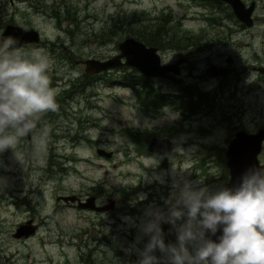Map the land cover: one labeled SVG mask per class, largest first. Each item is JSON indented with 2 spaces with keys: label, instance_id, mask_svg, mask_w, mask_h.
<instances>
[{
  "label": "rangeland",
  "instance_id": "1",
  "mask_svg": "<svg viewBox=\"0 0 264 264\" xmlns=\"http://www.w3.org/2000/svg\"><path fill=\"white\" fill-rule=\"evenodd\" d=\"M32 1L31 21L46 41V47L34 50L52 61L59 109L46 114L43 150L34 140L29 148L25 138L17 147L22 163L11 150L0 154V264H137L135 248L147 239L137 243L139 226L151 211L167 212L174 182L225 187L228 172L220 153L227 143L221 137L264 127V72L256 69L264 65V0H244L255 3L251 26L217 0ZM155 22L174 39L158 47L163 62L187 56L184 47L195 43L189 47L192 64L184 65L187 90L199 102L194 111L181 103L184 97L153 111L137 87L117 80L122 73L135 75L133 67L85 71V59L116 54L119 42L131 36L127 29ZM212 64L236 70L211 75L205 68ZM151 83L160 91L178 90L169 80ZM44 128L41 117L37 132ZM153 135L185 141L170 154L166 168L161 156L146 148ZM97 147L112 155H99ZM258 158L264 164V142ZM185 167L190 169L182 171ZM73 193L95 194L98 202L112 196L115 208L97 212L56 199ZM30 218L36 231L13 236ZM161 227L165 242H174L171 226Z\"/></svg>",
  "mask_w": 264,
  "mask_h": 264
},
{
  "label": "clouds",
  "instance_id": "2",
  "mask_svg": "<svg viewBox=\"0 0 264 264\" xmlns=\"http://www.w3.org/2000/svg\"><path fill=\"white\" fill-rule=\"evenodd\" d=\"M51 69L39 50L25 53L16 37L0 33V154L11 150L22 163L17 147L30 134L37 150L46 147L49 130L37 132L38 121L59 109ZM198 184L174 182L167 212L151 211L139 226L137 243L147 239L135 248L137 264H264V168L245 172L234 188ZM162 223L174 242H165Z\"/></svg>",
  "mask_w": 264,
  "mask_h": 264
},
{
  "label": "water",
  "instance_id": "3",
  "mask_svg": "<svg viewBox=\"0 0 264 264\" xmlns=\"http://www.w3.org/2000/svg\"><path fill=\"white\" fill-rule=\"evenodd\" d=\"M221 1H224L230 6L232 13L239 21L247 26L253 24L254 19L252 14L255 7L254 1H251L249 4H246L244 0ZM17 29L23 30L25 28L17 27ZM29 33H33V40H38L37 30L29 29L28 34ZM20 36H22V34ZM118 50L116 54L105 59H85V71L88 73H98L103 70H110L114 67L127 65L149 77H161L170 81L183 82L182 77L179 75L180 70L178 66L179 63L183 61L182 58L172 62H163L157 46L146 44L144 41L134 36H126L122 39L118 44ZM227 61L230 62L231 57L227 58ZM233 68L234 67L212 64L206 67L205 71L211 75L225 76L232 72ZM256 69L264 72V65H259ZM263 142L264 127L254 132H247L244 129L235 131L233 136L229 139L224 151L225 166L228 172V179L225 187L234 188L238 185L240 178L245 172L252 169L264 168V164L261 163L258 158ZM184 144L185 142L182 140L170 139L167 136L153 135L148 140L147 150L158 153L161 156V168H166L169 165L170 154ZM96 152L106 157L112 155L111 150H106L101 147H97ZM56 199L72 202L76 201L77 205L80 207L97 211L112 210L116 204L115 198L112 196L107 197L106 201L102 204L96 203L94 195L81 199L75 193L62 194L57 195ZM37 227L38 224L34 223L32 219H28L16 227L13 236L27 237L33 234ZM219 235L220 230H218L216 235L210 236V238L217 240Z\"/></svg>",
  "mask_w": 264,
  "mask_h": 264
},
{
  "label": "flooded vegetation",
  "instance_id": "4",
  "mask_svg": "<svg viewBox=\"0 0 264 264\" xmlns=\"http://www.w3.org/2000/svg\"><path fill=\"white\" fill-rule=\"evenodd\" d=\"M23 1L25 2L26 6H23L24 5ZM37 5H38L37 8H38L39 12H41L40 11L41 7L39 6L38 3H37ZM31 7H34L32 0H7V1L0 0V33H3L4 36L11 35L13 37H16L18 39V41H19V47L25 53H31L35 49V46H44V47H46V41H42L43 35H42L41 30L36 28L35 25L31 21V17H33V15H34V10H30ZM8 9H10V11ZM21 9H24V11L22 12ZM35 11L37 12L36 8H35ZM17 27L18 28H25V29L19 30V29H17ZM29 29H35V30L38 31V40H33L32 39L33 33H29L28 34ZM21 34H22V36H20ZM194 45H195L194 42L188 43L186 45V47H184L186 49L183 48L184 50H186L187 56L183 55V56H179L177 58V59H179V58L183 59V61H181L179 63V65H178L179 66V70H180L179 75L182 77L183 82L179 83V82H176V81H171V82L175 83L176 84L175 86H177V88H178V90L176 92H174V94H176V95H180L179 93H181V91H187L188 92L187 89H189V85H188L187 78H186L185 73H184L185 72L184 71V65L186 63H191L192 64V62L190 61L189 55L190 56L193 55L194 52L190 51L189 47H193ZM177 59H175V60H177ZM175 60H173V61H175ZM220 65H222V64H220ZM228 66L229 67H234L233 71L235 72V70H236L235 66H232V65H228ZM89 74H95V73H89ZM191 74L194 75L193 73H189V76ZM200 77H202V76H200ZM155 78H159V77H155ZM42 123H44V126L46 128V114L42 116ZM33 135L34 134H30L29 136L25 137L27 139V143H28V147L29 148L32 145ZM25 138H23V139H25ZM149 138H148V140H149ZM174 140H180V139H174ZM147 143H148V141H147ZM146 148H147V144H146ZM225 148H226V146H225ZM225 148H224V151H225ZM153 153H155V152H153ZM156 154L159 155L158 153H156ZM223 155H224V159H225V154L223 153ZM224 164H225V160H224ZM91 195L95 196V201H96L97 204H102V203L105 202V201L98 202L97 201V198H98L97 195H95V194H91ZM78 196L81 199H85L87 196H90V195H86L85 197H81L80 195H78ZM114 208H115V206H114ZM97 212H104V211H97Z\"/></svg>",
  "mask_w": 264,
  "mask_h": 264
},
{
  "label": "trees",
  "instance_id": "5",
  "mask_svg": "<svg viewBox=\"0 0 264 264\" xmlns=\"http://www.w3.org/2000/svg\"><path fill=\"white\" fill-rule=\"evenodd\" d=\"M218 3L222 2L221 0H217ZM227 4V3H226ZM230 7V6H229ZM231 9V8H230ZM147 19H151L148 17ZM156 20L155 18H153ZM140 20V19H139ZM126 35H131L136 37L137 39H140L144 41L146 44L154 45L157 47H163L166 46V44H171L173 42V37L171 33L168 31V28L165 27L164 24L155 22L151 23L150 25H145L143 27H139L136 29L129 28L127 31L124 32ZM136 71V70H134ZM119 78V77H117ZM116 78V79H117ZM162 80L161 78H158ZM120 83H128L132 86L137 87V95L140 96V94L143 93L144 101L147 103V105L153 109V111H156L158 108L162 107L164 104L167 103H176V98H187V100H184L181 103L188 104V108L190 111H194L195 107L199 104V102L191 99L192 93L187 91H181L179 93L180 95H176L172 92H164L160 91V87H155L151 81L153 80V77H148L143 75L142 73L136 71V74H130V73H122L120 75V79H117ZM182 88V87H181ZM184 89V88H183ZM180 102V101H179ZM230 136V135H229ZM229 136L224 133L221 137V141L228 142ZM225 146L221 147V150L224 151ZM220 156L222 157V162L224 163V155L221 152ZM225 170V169H224ZM226 174V171H225ZM226 178V175H225Z\"/></svg>",
  "mask_w": 264,
  "mask_h": 264
}]
</instances>
